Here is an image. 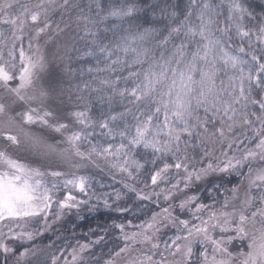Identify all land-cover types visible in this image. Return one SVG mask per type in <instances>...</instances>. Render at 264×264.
Masks as SVG:
<instances>
[{"label": "snow or ice", "instance_id": "obj_1", "mask_svg": "<svg viewBox=\"0 0 264 264\" xmlns=\"http://www.w3.org/2000/svg\"><path fill=\"white\" fill-rule=\"evenodd\" d=\"M68 214L83 243L35 244ZM108 241L103 264H264V3L0 0V264Z\"/></svg>", "mask_w": 264, "mask_h": 264}, {"label": "trees", "instance_id": "obj_2", "mask_svg": "<svg viewBox=\"0 0 264 264\" xmlns=\"http://www.w3.org/2000/svg\"><path fill=\"white\" fill-rule=\"evenodd\" d=\"M79 3L82 5L86 6L90 0H78ZM158 2L161 3H167L168 0H158ZM172 3H175V0H171ZM258 3H264V0H257ZM85 11L87 9L85 8ZM170 11V10H169ZM58 20L60 19V16L56 17ZM66 20L68 19L67 16L64 17ZM157 19H163V16L159 11L157 12ZM76 16L75 14L72 16L70 25L71 27L67 29V34L61 37V43H67L69 49L72 47V44L74 42V33L78 31L77 26H76ZM157 27H162V25H157ZM71 54V53H70ZM66 63H71L73 68H77L80 65H78L75 60L73 59L72 61H67ZM86 66V65H85ZM84 79H87V76L84 77ZM70 80V85L69 86H74L76 83L79 82V78L77 77H69ZM89 169L92 173H96L99 170L95 168L94 166H89ZM108 182V181H106ZM115 187H121L119 184L114 185ZM111 191V188L108 189H101V191ZM109 213L105 212L102 215V219L105 218ZM111 215H116L115 213H111ZM75 218L71 216V214H68L61 220V226L59 227H53L50 232H46L40 237H38L35 240V244L39 245L40 247H46L48 245H64V244H72L75 245L76 242L79 240L81 243L84 242L83 239V233L87 231L86 227L82 228H74L73 225V220ZM89 221L91 222L92 226L95 227L97 221L93 219L92 217H89ZM76 223H80L79 220L76 221ZM56 226V225H55ZM114 239L118 238V234H114ZM67 248V247H66ZM113 248V244L111 241L106 242V246H98L94 248L92 251L95 253L94 256L90 255L88 259L95 261V260H100L101 263L109 259V253L111 252ZM23 250V249H21ZM70 251V249H67Z\"/></svg>", "mask_w": 264, "mask_h": 264}, {"label": "rangeland", "instance_id": "obj_3", "mask_svg": "<svg viewBox=\"0 0 264 264\" xmlns=\"http://www.w3.org/2000/svg\"><path fill=\"white\" fill-rule=\"evenodd\" d=\"M65 218V217H64ZM61 221H59V222H56V223H54L53 225H52V227L47 231V232H50L51 231V229L53 228V227H59V226H61L62 224L60 223ZM56 225V226H55ZM46 233V232H45ZM171 233H169V235H170ZM67 243L66 244H64V245H56L55 246V248H59V249H61V251H64L65 249H67L66 247H67ZM53 250H55V249H53ZM68 251V250H67ZM136 251L137 252H139V248H137L136 249ZM135 254V253H134ZM157 259H159V257H157ZM107 261V260H106ZM101 264H103V263H101ZM117 264H123V261H117Z\"/></svg>", "mask_w": 264, "mask_h": 264}]
</instances>
